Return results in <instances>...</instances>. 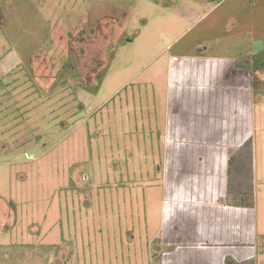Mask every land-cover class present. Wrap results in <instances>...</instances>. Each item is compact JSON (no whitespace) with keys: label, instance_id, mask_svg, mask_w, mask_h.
<instances>
[{"label":"rangeland","instance_id":"obj_1","mask_svg":"<svg viewBox=\"0 0 264 264\" xmlns=\"http://www.w3.org/2000/svg\"><path fill=\"white\" fill-rule=\"evenodd\" d=\"M263 47L264 0H0V264H204L214 247V264H264V74L252 96L236 67ZM184 59L223 64L222 107L178 121L205 125L198 142L168 131ZM173 143L200 145L193 162L215 148L223 181ZM242 206L238 242L203 233Z\"/></svg>","mask_w":264,"mask_h":264},{"label":"crops","instance_id":"obj_2","mask_svg":"<svg viewBox=\"0 0 264 264\" xmlns=\"http://www.w3.org/2000/svg\"><path fill=\"white\" fill-rule=\"evenodd\" d=\"M192 60H193V62H191L188 59L181 60L175 66H172L170 69L169 77L171 76V80L169 79V82H171L170 83V85H171L170 86L171 87L170 93L172 94V97L170 96L169 99H171V98L172 99L169 102L170 107H171V111H170V115H169L170 119L168 121V126L170 129L168 131H169L170 136L172 134L175 136V135L180 133V135L186 136L185 139H187L189 141L194 140V141L198 142V139H196V138H198V136L196 138L194 136H196L197 133L199 135V133H201V132H206L205 131L206 130L205 125L195 124L194 122L191 121V122H188V124L186 125L187 128L183 129L182 127L181 128L179 127L178 121H179V118H180L182 113L187 115L188 112H190V115L188 114V116H190L189 118L191 120L194 119L195 113L196 114H198V112L204 113V111L206 109H208L212 103L214 105V108L220 109L222 107V105L224 104V102H223L224 100L222 99L223 98L222 97L223 92H221L222 90L218 89L215 92V89L211 88L210 86H214L215 79L218 77L217 73L219 72V70L221 69L223 64L221 66H219V64H221V62L216 63L213 61H209V59H207L206 61H204V60L201 61L198 59L197 60L192 59ZM210 62H211V64L209 65ZM183 64H184V66H183ZM224 64H226V62H224ZM187 71H189V72H187ZM192 71H193V75L191 76L189 74ZM182 73H184L183 76H182ZM194 73H196V74L194 75ZM195 77H198L199 81L197 79H195ZM172 81L174 82V84L172 83ZM179 85H181L182 87H180L179 90H177L178 89L177 87ZM250 85H251V83H250ZM173 86H174V89H173V93H172V87ZM251 93L253 96L254 93H253L252 85H251ZM242 99H243L242 95L240 94L237 97V101H236L235 105L233 104V106H232V107H234L233 109H234L235 113H237V115L240 117V119H239L240 122H238L239 124L237 126L238 129H237L236 134L242 136V134L246 133L249 136L252 134V129H251L252 125H251V119H250L251 106H250V108L248 107L249 108V110H248V108L243 105L244 99L243 100ZM246 100H247V95H246ZM173 107L177 109V113L175 116H171ZM245 114H246V116L248 115V117H249L248 118L249 120H247V122H248L247 127H244V125H242L243 120L241 119V115L244 119ZM203 136H205V135H203ZM171 138H172V136H171ZM175 138H180V137L176 136ZM217 139L225 142V138L222 137V135H218ZM202 140H206V136ZM241 143L242 142H240L235 148H239L241 146ZM169 147L173 148L174 150L181 149L182 151H184L183 154H185V152H186V155H185V157H187L186 162L195 163V166H197V169L201 168L200 171L203 174L208 173V175H210V177L211 176H213L214 178L216 177V180L213 181L214 183L212 182L213 184H216L217 181L219 182V180L223 178V167H224V165H226V163L224 164V162H222V155L218 156V153H217V156H215V152H213L215 148L212 151V149H208V148L206 149L205 147H203L202 153L199 154V157H196L197 160L199 159L200 161L194 160V162H193L192 159H189V156L191 157L190 154L193 151H194V154H196L198 156L200 145H194V144L186 145L185 143H182L181 145H180V143H176V145H175L173 143V145H171V146L169 145ZM193 156L194 155L192 153V157ZM213 157H215V162L213 161V159H214ZM200 158H202V160ZM208 161H211V162H208ZM227 164H229V162H227ZM222 181H223V179H222ZM205 194L209 195L210 192H207ZM222 196L224 198V192H223ZM221 203H222V201H221ZM207 213L208 212L206 211L205 215H207ZM212 214H214V216H216V218H220L222 221L220 219H216V221L217 220L220 221V222L216 223L218 225L216 227V231L219 230L218 233L213 232L214 230L212 228V225L209 229H207L203 232L208 237H213L215 234L216 237L217 236L219 237V241H217V242L223 243V241H221V239H222L221 235H223V234L225 236L228 234L227 236L231 240H232V238L234 239L235 236H237V239H234L235 242H238V239H241L242 235H244V234L247 235L245 232H247V230L249 228L247 224L249 222V219L251 221V218H250L251 214L247 211L246 207L242 206V207L231 208L228 210V212H227L226 208L222 207V208H218V209L213 210ZM228 215L230 216L229 222L225 221V219ZM247 216H249V219H247ZM207 217H208V215H207ZM207 220L208 219L205 218L206 224L208 226ZM245 222H247V224ZM220 223H222L223 225L221 224L222 226H220L219 225ZM227 223L235 224V227L234 228L231 227L232 230L231 229L227 230ZM252 228H253V224H252ZM244 230H245V232L243 233ZM253 231H254V229H253ZM224 240H225V237H224ZM240 242H242V241H240ZM198 255L199 256L202 255L203 258L206 259V261L201 260L202 263L214 264L218 261L219 256L221 254L219 252H217V249L214 247V249L213 248L212 249H210V248L206 249L203 251V253L201 252V255L200 254H198ZM195 257H196V255L194 256L192 254H183V253L181 254V253H179V258H177V260H172L169 262L166 260V264H171V263L175 264V262H177V261L180 262L181 264H190L193 262L198 263L200 260L197 261L196 259H194ZM226 257H227V255H226ZM228 257L233 259L231 256H228ZM234 257L236 259H240V260L243 259L242 256H239L236 253H234ZM220 258H222L220 261V263L222 264L223 257H220Z\"/></svg>","mask_w":264,"mask_h":264},{"label":"trees","instance_id":"obj_3","mask_svg":"<svg viewBox=\"0 0 264 264\" xmlns=\"http://www.w3.org/2000/svg\"><path fill=\"white\" fill-rule=\"evenodd\" d=\"M237 67L246 70L251 76V85L253 93H258L259 89V80L257 78V72L264 74V47L258 52L252 53L245 59V62L242 64L237 63Z\"/></svg>","mask_w":264,"mask_h":264},{"label":"built area","instance_id":"obj_4","mask_svg":"<svg viewBox=\"0 0 264 264\" xmlns=\"http://www.w3.org/2000/svg\"><path fill=\"white\" fill-rule=\"evenodd\" d=\"M25 157H29V155L27 153H25Z\"/></svg>","mask_w":264,"mask_h":264}]
</instances>
